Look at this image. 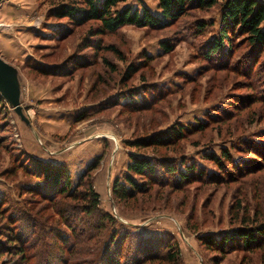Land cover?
Returning a JSON list of instances; mask_svg holds the SVG:
<instances>
[{
    "label": "rangeland",
    "instance_id": "374dc122",
    "mask_svg": "<svg viewBox=\"0 0 264 264\" xmlns=\"http://www.w3.org/2000/svg\"><path fill=\"white\" fill-rule=\"evenodd\" d=\"M67 3L0 1V60L16 71L29 122L0 94V264H264V241L224 250L205 243L264 223V50L237 37L231 49L207 56L219 6L189 10L165 27L124 26L92 38L97 23L51 16ZM126 7L159 12L154 0H124L117 9ZM198 124L202 130L191 129ZM179 125L189 131L155 153L133 147ZM130 155L152 159L155 173L147 182L134 176L141 188L118 201L110 188ZM35 160L64 164L73 197L89 184L97 212L68 194L47 195L32 175ZM169 164L194 173L174 185L161 174ZM15 236L28 239L15 242L25 261L9 247Z\"/></svg>",
    "mask_w": 264,
    "mask_h": 264
},
{
    "label": "trees",
    "instance_id": "16d2710c",
    "mask_svg": "<svg viewBox=\"0 0 264 264\" xmlns=\"http://www.w3.org/2000/svg\"><path fill=\"white\" fill-rule=\"evenodd\" d=\"M123 1L124 0H80L78 2L76 0H69V3L61 4L52 9L51 16L59 19H68L74 26H82L89 22L97 23L98 25L94 27L93 30H90L89 35L92 38H98L104 34H113L124 26L165 27L180 19L189 10L209 11L215 6H219L220 25L215 36L206 44L207 56H212L224 49H231L234 47L233 39L237 37H244L248 44L257 50H264V2L259 0H154L159 10L157 15L151 13L145 7L141 10L131 7L118 10V4ZM198 26L203 29L206 24L200 22ZM86 47H91V45L88 44ZM161 48L163 50H169L164 43H162ZM192 127L191 129L199 128V130H202L199 124ZM187 131H189L187 127L184 128L182 125H179L175 128H169L167 131L157 132L146 139L137 140L134 142L133 147L143 149L150 148L152 152H154L153 150L165 146V144L170 141H179L182 139V135ZM221 156L225 161H228V152L222 151ZM130 158L131 162L126 166L127 170L123 175V179H115L110 188L112 198L118 201L131 200V198H133L132 194L141 188V185L134 180V176L142 177L146 180L145 182H147V180L149 181L152 179V175L155 173V165L152 159L146 158L143 155H130ZM208 160L215 162L217 158L215 155H210ZM99 161L100 159L97 157L93 162L88 164L85 168V174L86 172L94 170ZM186 168L189 170L178 171L174 165L169 164L163 166L164 172L162 171L161 174L167 173L166 176L172 178V184L176 185L179 184L178 182L182 183L190 180V176H192L194 172L192 171V167ZM31 171L33 173L32 175L37 179L38 184L45 187V192L47 189V195L53 193L57 196H64L68 194V196H72L74 200L84 201L85 205H83V208L87 213L97 212L99 205L98 194L91 189L89 184L86 186V190L82 194V197H79L80 195H78V197L75 195L73 197V195H71L69 191L70 189L72 190L71 178L64 164H54L35 160ZM85 174H82L81 178L84 177ZM167 181H169V179H167ZM101 216L106 217L108 221H113V217L109 214L101 213ZM238 218L241 219V222L247 223L242 215ZM35 225V220H32V238L38 243L40 241V236L35 235ZM67 226L69 230H71L69 237L71 238L75 231L72 226ZM34 235L35 238L33 237ZM216 236V238L213 236L215 241L212 239L213 237H208L205 243L219 247L220 250H224L227 244L233 245L235 242H239V245L248 248L255 242L259 243L264 241V223L256 225L254 228L243 227L232 229L228 233L226 232L222 235L217 234ZM17 237H12L15 239L9 242V247L14 249L18 248V250L15 251L16 256H19L20 259L25 261V251L21 246H18L20 242H27L28 239L20 236ZM15 242H17L18 246H15ZM74 244L75 242L70 246L66 244L69 246L67 250L74 247ZM30 256L32 257L33 255ZM103 256L104 254L101 251L98 259ZM101 260L103 261L104 258H101ZM171 260H175V258H171ZM95 261L97 264H102L97 258ZM116 262L117 260L114 262L111 260L109 263L106 260L103 264H116Z\"/></svg>",
    "mask_w": 264,
    "mask_h": 264
},
{
    "label": "water",
    "instance_id": "95a60500",
    "mask_svg": "<svg viewBox=\"0 0 264 264\" xmlns=\"http://www.w3.org/2000/svg\"><path fill=\"white\" fill-rule=\"evenodd\" d=\"M1 1V0H0ZM0 94L14 108V111L21 116V119L29 124L26 118L21 114L20 89L17 81L16 71L0 60Z\"/></svg>",
    "mask_w": 264,
    "mask_h": 264
}]
</instances>
